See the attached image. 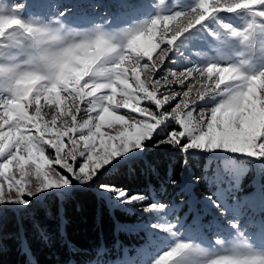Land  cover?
Returning <instances> with one entry per match:
<instances>
[{
    "label": "snow or ice",
    "instance_id": "6c2138e0",
    "mask_svg": "<svg viewBox=\"0 0 264 264\" xmlns=\"http://www.w3.org/2000/svg\"><path fill=\"white\" fill-rule=\"evenodd\" d=\"M37 2L46 5L48 0ZM17 4L22 14L27 5ZM120 7L130 18H150L124 30L130 39L115 66L101 62L83 79L73 69L56 86L22 82L5 91L0 82V204L27 205L25 193L32 197L56 189L67 194L95 185L109 203L147 204L143 212L155 213L157 222L143 227L150 239L155 236L160 241L157 252L171 238L178 241L155 264H177L195 249L180 235L181 229H187L184 220L173 215L175 202H159L151 186L144 193L118 187L110 177L126 165L131 172V164L149 148L172 147L185 155L191 150L223 153L225 168L236 167L227 154H246L264 162V67L249 70L256 55H264V39H257L258 33H264V0H121ZM235 13L249 14L243 27L225 18ZM68 15L65 8L52 16L65 21ZM226 37L245 47L242 58L221 63L218 57H207L202 62L198 54L185 63V53L190 55V47L199 46L194 41L207 45ZM145 39L149 43H142ZM173 85H179L180 91ZM143 102L155 110L141 106ZM213 102L210 109L201 106ZM121 109L128 111L121 114ZM81 111L87 119H78ZM48 149L54 155L49 151L45 157ZM49 161L52 166L45 170ZM172 183L184 190L186 181ZM150 196L158 202L149 203ZM257 205L264 211V189L233 204L228 203L225 189L205 197L204 211L215 223L203 227H215L220 238L207 247L224 243L237 247L242 245L235 241L264 238V218L243 219L245 208L254 210ZM225 213L232 216L227 225L220 223ZM233 234L236 238L230 241ZM116 264H135V258L126 256Z\"/></svg>",
    "mask_w": 264,
    "mask_h": 264
},
{
    "label": "trees",
    "instance_id": "16d2710c",
    "mask_svg": "<svg viewBox=\"0 0 264 264\" xmlns=\"http://www.w3.org/2000/svg\"><path fill=\"white\" fill-rule=\"evenodd\" d=\"M114 3L121 4V0H48L46 5H60L73 13H82L89 12L90 5L96 9L100 6L102 10ZM28 4L46 6L37 0H29ZM175 88L180 91V87ZM185 159L192 170V177L195 180L199 178L194 184L195 189L202 194L208 193L206 186L215 175L216 165L209 163L205 153L190 151L185 155L172 147L146 152L131 164V172L126 165L110 179L116 186L127 187L134 192L144 193L151 186L157 197L180 199V193L184 192L172 181L182 182ZM260 180L264 186V169ZM137 205L124 207L109 203L105 194L99 193L93 185L67 194L55 191L27 205L10 207L0 214V264L110 262L126 247L132 250L135 239L138 243L145 239L144 230L133 229V224L145 217L139 208L134 207Z\"/></svg>",
    "mask_w": 264,
    "mask_h": 264
},
{
    "label": "rangeland",
    "instance_id": "374dc122",
    "mask_svg": "<svg viewBox=\"0 0 264 264\" xmlns=\"http://www.w3.org/2000/svg\"><path fill=\"white\" fill-rule=\"evenodd\" d=\"M29 0H8L9 3H24L27 6L22 13L23 16H40L43 18H49L57 11L61 10L62 6L54 5L50 7L46 6H33L28 4ZM167 2V0H166ZM187 0H173V3H186ZM121 4H110L102 8L100 10V6L97 7V10L91 9L89 12L83 11L82 13H70L65 19L66 22L72 25H76L79 27H88L92 25L96 21L105 22L106 25L114 30H125L129 27L137 23H142L144 19L150 18L148 15L142 16L139 20L135 18H130L124 14V9L120 7ZM61 7V8H60ZM72 7V6H71ZM167 14V13H165ZM248 13H235V14H225V18L234 23L237 27H243L248 21ZM171 26V22H170ZM257 39H264V33H258ZM142 43L147 44L149 41L147 39L143 40ZM194 44L199 46H191L190 47V55L185 53V63L188 59H195L199 54L202 62L206 61L207 57H218L221 60V63H227L229 60L235 62L236 60L242 58L243 55L246 54L245 47L239 43V40L235 38L226 37L223 41H217L215 44H207L203 45L200 42L194 41ZM158 51V50H157ZM175 60V57H173ZM169 67H173L171 62L168 63ZM179 67V65H177ZM261 67H264V55L257 54L254 58L253 63L250 66L251 71H257ZM143 78V76L141 77ZM179 85H173L172 88L178 91ZM218 100V98H217ZM175 101L171 102V106H175L173 104ZM214 103L202 104L201 106L207 110L214 106ZM141 106L151 107L155 110L154 105L149 102H143ZM85 105H81L83 109ZM31 111V110H30ZM128 110L121 109V114H124ZM199 111V109H197ZM78 115V119H87V114L81 111ZM103 131V129H102ZM65 143L67 144V139L65 138ZM153 150L149 148L147 152ZM49 151L54 155V150L48 149L45 151V157H48ZM193 153L202 152L207 154L209 163L215 164L214 176L210 178L209 185L206 186V192L203 194L198 192L195 189L194 184L196 180L192 177V170L188 166L187 169L184 170L183 178L186 181L184 193H180V199H167L164 200L161 198L159 202H167L171 200V202H167L166 204H171L175 202L177 205V209L173 214L174 217L183 219L186 225V229H181L180 235L185 242L198 243L203 246H207L209 241H215L217 238L215 236V227L209 229L207 227H203L210 223H215L214 217L210 213H206L204 211V199L207 196H210L214 191L219 189L227 190L228 203L233 204L236 201H243L245 197L251 198L254 194H257L261 189H264L262 181L260 180L261 170L264 169V162H262L258 158L247 157L245 155L240 154H227L228 158L233 160L235 163V168H225V155L223 153L218 152H210L203 150H191ZM51 161L44 164V169L48 170L51 167ZM58 171H63L57 166ZM216 181V183H214ZM212 182V183H210ZM182 183V182H181ZM214 183V184H213ZM202 184V183H201ZM26 187H31V185H26ZM202 188H204L202 186ZM181 190V189H180ZM61 192L56 189H45L41 192L36 193L34 196L29 197L25 193L24 199L31 202L36 199H43L47 194L52 192ZM62 193V192H61ZM157 197V196H156ZM153 202H158L156 199H153ZM138 204L141 213L145 214V217L134 223V230H144L145 239L141 240L139 243L137 240H134V247L132 250L126 247L114 260L110 261L111 264H116L117 261H122L125 257L135 258V264H155V261L159 259V255L163 254V251H169L171 247L175 246V243L178 242L176 238H171V242L167 247L163 248L162 251L157 252V249H160V241L153 236L151 239L144 225H151L156 223V214L155 213H145L143 209L147 207L145 203H135ZM24 206L22 204H0V214H2L6 209L10 207H19ZM191 208V211L189 209ZM249 216L254 217L259 220L264 218V211L260 210L257 205L253 210L252 207L245 208V214L243 219H247ZM163 219H167V216H164ZM232 219V216L228 213H225V216L220 220V223L223 225H227L228 221ZM175 222V221H173ZM248 231H254V229H248ZM169 237L171 234H167ZM235 234L229 237V240H234ZM256 246L264 247V238L259 236H255L250 239ZM144 250V251H141ZM96 262V261H92ZM99 264H106L99 262Z\"/></svg>",
    "mask_w": 264,
    "mask_h": 264
},
{
    "label": "clouds",
    "instance_id": "9594fccd",
    "mask_svg": "<svg viewBox=\"0 0 264 264\" xmlns=\"http://www.w3.org/2000/svg\"><path fill=\"white\" fill-rule=\"evenodd\" d=\"M119 34V35H118ZM0 82L5 91L22 82L56 86L73 69L81 79L103 62L118 64L121 50L130 36L96 21L79 27L57 16H23L17 3L0 0ZM220 238L215 240L219 243ZM207 247L191 242V248L177 264H260L264 247L250 241H235Z\"/></svg>",
    "mask_w": 264,
    "mask_h": 264
}]
</instances>
